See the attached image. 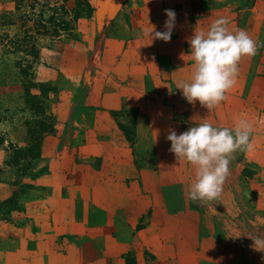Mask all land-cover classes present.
<instances>
[{
    "label": "rangeland",
    "instance_id": "1",
    "mask_svg": "<svg viewBox=\"0 0 264 264\" xmlns=\"http://www.w3.org/2000/svg\"><path fill=\"white\" fill-rule=\"evenodd\" d=\"M244 3L134 0L115 23L96 29L92 18L73 24L72 0H0V240H11L13 253L27 235L22 220L28 209L40 214L52 204V210H63L67 223L82 216L83 209L78 213V207H70L79 199L76 186L68 187L56 176L49 189L37 185L50 158L57 153L59 159L74 158V149H61L70 143L91 147L86 157L92 171L103 167L90 175L93 195L84 194L83 215L93 226L83 258L86 264H264V250H254L249 238L264 236V82L250 79L252 96L234 84L226 100L211 111L199 102L189 104L178 89L194 72L188 43L194 31H206L220 17L229 20V30L238 31L231 23L241 26L243 11L248 10L240 9ZM254 7L263 4L255 0ZM168 9L176 13L170 41L152 40L153 30H165ZM259 25L255 29L262 30ZM125 57L132 61H123ZM176 58L191 61L186 65ZM254 59L253 55L241 59L240 76L245 73L242 62ZM127 65H133V72L123 68ZM26 87L35 102L29 100ZM42 89L48 92L44 95ZM119 91L126 97L122 106L138 109L133 144L121 142L116 120L101 105L108 93ZM38 102L55 125L53 132L42 134L41 161L32 162L20 192L12 186L20 167H7L6 161L10 152L31 145L37 122L50 121L36 110ZM240 120L252 126L251 147L233 154L216 200L191 201L188 188L195 168L169 151L170 130L179 135L202 122L234 129ZM54 188L71 194L54 193ZM44 195L52 197L45 201ZM59 196L71 204H59ZM52 198L59 199V205ZM7 199L12 203L3 206ZM14 203L15 209L5 215V208ZM7 224L17 233L7 234L3 230ZM59 229L41 232L52 233L47 238L52 241L54 234L62 233ZM72 229L71 237L82 234ZM61 236L54 238L57 242L68 238ZM74 239L69 245H77Z\"/></svg>",
    "mask_w": 264,
    "mask_h": 264
},
{
    "label": "clouds",
    "instance_id": "2",
    "mask_svg": "<svg viewBox=\"0 0 264 264\" xmlns=\"http://www.w3.org/2000/svg\"><path fill=\"white\" fill-rule=\"evenodd\" d=\"M167 17L164 31L153 30L152 40L169 42L176 23L174 10H165ZM229 20L217 18L206 31H194L188 40L194 72L190 81L181 82L178 89L189 104L211 111L226 100L239 75V62L256 52V43L244 30L232 32ZM252 126L240 120L234 129L214 127L208 122L194 124L181 134L170 130L167 140L169 151L178 161H185L195 168V176L188 188V198L201 203L216 200L223 191L229 175V165L237 150L251 147ZM253 249L264 250V236L249 237Z\"/></svg>",
    "mask_w": 264,
    "mask_h": 264
},
{
    "label": "crops",
    "instance_id": "3",
    "mask_svg": "<svg viewBox=\"0 0 264 264\" xmlns=\"http://www.w3.org/2000/svg\"><path fill=\"white\" fill-rule=\"evenodd\" d=\"M259 2L263 4V8L254 7L252 9L243 11V19H242V23H240L241 26H239L238 23L236 22L231 23L235 25L236 28H239V30L243 28L242 30L246 31L249 37L252 40H254L256 43V52L253 55V57L256 59L251 61L250 64H248V61L242 62L243 68L241 69L244 70L245 73H243L242 76H240V73H239L238 78H236V82H235L236 85L243 86V91L244 93H247V96H252L250 93V89L252 87H250V85H247L249 84V82H251L250 81L251 78L256 79V81L258 80L259 83L264 82V26H263L264 25V0H259ZM258 22H260L259 27H261L262 30L259 28H257L259 30L255 29L257 27ZM204 26H207V25L205 24ZM230 31L233 32V29H230ZM183 53L185 55L184 50H183ZM188 55L189 54H187L186 57H188ZM124 60L132 61L130 57H127V58L125 57L123 61ZM173 60H174V57L172 58V53H171L170 61H173ZM180 60L182 59L176 58L175 61H180ZM183 60H182L183 63L185 62L188 63V64L186 63V65H189L191 61V59H188V58L186 60L183 58ZM123 68H126L129 71L132 70L131 72H133V69H134L133 65L131 66L127 65V66H124ZM261 94H264L262 90H261ZM125 98L126 97L123 95V93H120V91L119 93L110 92L104 97L101 105L107 110L115 109L117 107L120 108ZM102 113H104V110H101V114L99 115H102ZM121 142L124 143L126 141L123 138ZM67 147H71L70 149H74L75 151L74 158L68 157L67 159L65 158L59 159L58 153L55 155L56 157L50 158L49 163L48 162L45 163L48 169L45 166L44 170H47V172H45V175L42 177V179L39 182H37V185L44 186V188H48L49 187L48 183L52 179L53 180L59 179V181L63 183L65 182V184L68 187L72 185L76 186L78 189L75 195L77 196V198L79 199L81 198L82 200L80 201L79 199H76V201L72 202L73 204L70 207H73V208L78 207L79 209V211L77 210L78 213L81 212V210L83 209V212L81 213L82 216H80V218H77L78 216L77 214L75 221H73V223H67L66 214L62 212L63 210L57 209V208L52 210V204L51 206L48 204L47 210L44 209L45 212L40 213V214L37 213L38 211L36 210H35L36 212H33V211H30L31 209L30 210L28 209V213L27 215H25L26 216L25 220L24 219L22 220L23 229L24 231L27 232L25 239L19 243L18 251L16 250L15 253H13L12 251V246L14 243H12L11 240H8V239L0 240V242L2 241L1 244L5 246L3 250H0V254L1 255L3 254L0 257V264H12L13 259H15L16 257H19L20 259L18 262H15V264H75V263L76 264H86L83 258L85 257L84 254L86 253L85 248L89 247L87 245V241L90 238V235H91L90 232L93 226L89 223L90 221L86 219L85 215H83L86 209V207L84 206V202H83V201H86L84 194L89 195V197L93 195V193H90V190L92 189L91 183H90V175L93 172L98 173L103 167L101 169L92 171L89 158L86 157V152L91 149L90 146L88 147L86 144H82V145L76 144L74 146L69 143L68 145H63L61 149H66ZM54 149L56 150V148ZM111 160L112 158H110L109 162ZM114 172H115V175H117L116 170ZM52 173L54 174L52 175ZM72 177L74 178L73 181L71 180ZM56 189L57 188H54L53 190L54 193H69L70 191V190H67V188H65L67 190L66 192L65 191L60 192V190L58 189L56 191ZM84 190H87L88 193L80 192ZM50 196L44 195L45 197L44 200L46 201L48 198H50ZM57 198L61 199V202L59 201V199L56 200V201H59V204L63 203L65 206L67 203L69 205L71 204V200L68 201L63 196H59ZM53 202H54V199H53ZM55 202L54 204L57 205L58 203L57 202L55 203ZM49 207H51V209H49ZM57 227L60 228L59 230H62V233L60 234L62 235L61 237H68L69 239L68 238L65 239L64 242H57V240L54 237L60 236V235L54 234L53 236L54 240L49 241L47 238H49V236L52 233H42L41 232V231L54 232V230H57ZM35 228L38 229L37 233L34 232ZM66 228H68L67 232H66ZM76 228L80 229L82 234L79 233V235H77V233H73V237H71V235H69V234H72L71 229L72 231H75ZM3 230L4 231L7 230V234L9 233V231L17 233V230L10 224L4 225ZM76 236H80V239L75 240L76 238L74 239V237ZM72 238L74 239L73 242H78L77 245L75 246L69 245L70 243H72ZM44 239H46L44 241L45 243L47 241L49 242L45 244L43 242ZM48 248L50 251H47ZM87 264H90V262H87Z\"/></svg>",
    "mask_w": 264,
    "mask_h": 264
},
{
    "label": "trees",
    "instance_id": "4",
    "mask_svg": "<svg viewBox=\"0 0 264 264\" xmlns=\"http://www.w3.org/2000/svg\"><path fill=\"white\" fill-rule=\"evenodd\" d=\"M64 2H67L69 0H62ZM75 3L74 9H73V18L72 22L73 24L77 23L79 19H91L92 18V3L88 0H72ZM254 1L255 0H245V3L243 6H241L240 9H252L254 7ZM68 26V24H67ZM26 95L29 97V100H33L35 102V98L31 97L29 95L28 88L26 87ZM42 94H46L48 90H41ZM37 101V100H36ZM33 102V103H34ZM39 103V102H38ZM39 107H37V111L39 114L44 117V120L50 119L46 116L45 113V106L39 103ZM111 116L116 120L117 127L125 141L129 144H133L136 139V132L135 127L137 123V115H138V109L137 107H124L121 106L120 108L117 107L115 109H109ZM119 119V120H118ZM55 123L53 119H50L48 124L45 122H37V129L35 128V131L33 132L34 136L29 138L31 145L29 147H26L24 149H16L14 152H10L8 156V160L6 161V166H18L19 169V176L18 180L13 182L12 186L14 188L18 187L19 191L21 192L22 189L25 187V185L21 184V181L23 177H26L28 169H31L32 162L39 163L41 161V144H42V134L51 133L53 132V127ZM44 170V167H43ZM39 173L43 172L42 169L38 171ZM246 172V171H245ZM21 175V176H20ZM35 178L37 175L34 176ZM21 194V193H15ZM16 197V196H15ZM15 197L14 200H15ZM12 203L11 199L5 200L2 205H9ZM15 209V203L13 206H9L5 208V215H8L11 211ZM3 220V219H0Z\"/></svg>",
    "mask_w": 264,
    "mask_h": 264
},
{
    "label": "water",
    "instance_id": "5",
    "mask_svg": "<svg viewBox=\"0 0 264 264\" xmlns=\"http://www.w3.org/2000/svg\"><path fill=\"white\" fill-rule=\"evenodd\" d=\"M134 0H93L92 20L96 29L111 26Z\"/></svg>",
    "mask_w": 264,
    "mask_h": 264
}]
</instances>
